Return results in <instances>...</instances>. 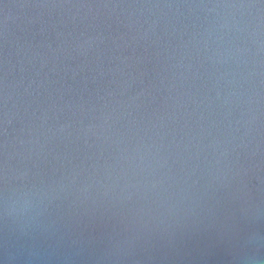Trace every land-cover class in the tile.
<instances>
[{"label":"water","instance_id":"obj_1","mask_svg":"<svg viewBox=\"0 0 264 264\" xmlns=\"http://www.w3.org/2000/svg\"><path fill=\"white\" fill-rule=\"evenodd\" d=\"M0 260L264 264V0H0Z\"/></svg>","mask_w":264,"mask_h":264},{"label":"clouds","instance_id":"obj_2","mask_svg":"<svg viewBox=\"0 0 264 264\" xmlns=\"http://www.w3.org/2000/svg\"><path fill=\"white\" fill-rule=\"evenodd\" d=\"M0 264H6V260H0Z\"/></svg>","mask_w":264,"mask_h":264}]
</instances>
